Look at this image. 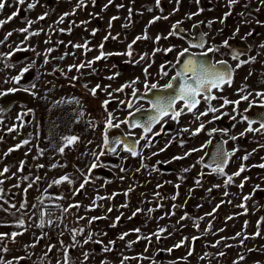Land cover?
<instances>
[{
	"label": "rangeland",
	"instance_id": "obj_1",
	"mask_svg": "<svg viewBox=\"0 0 264 264\" xmlns=\"http://www.w3.org/2000/svg\"><path fill=\"white\" fill-rule=\"evenodd\" d=\"M79 2L39 0L36 3V0H25L20 5L17 0H6L5 8L0 10V20L6 21L13 12H18L16 17L0 26V41H3L0 43V53H12L11 56L0 57V93L15 88L27 89L31 94L28 105H17L8 113L0 111V172L5 167L9 168L8 172L0 175V181H3L0 183V189H3L0 192V196H3L0 205L4 209H10L11 204L16 205L9 211H0V225L8 226L9 231L22 233L15 239L10 235L0 241L6 245L8 241L14 244L13 253L6 254L4 251L5 257H0V261L5 264L8 261L12 264H65L66 249L67 264H121L123 257L129 258L123 260V264H264V220L261 219L264 218V168L258 167L264 164V130L246 132L249 125L242 120L239 112L252 102H264V97L256 95L257 92H264V60L238 69V74L251 78L238 83L246 84L247 89L237 95H252L237 109L226 108L222 111L227 120L234 117L233 113L238 118L234 130L229 134L235 156L232 171L227 175L238 171L241 164L246 169L240 176H233V182L227 187L226 175L217 177L210 173H206L205 178L197 184L195 177L200 176L199 171L188 167V160L179 164L191 171H180L177 177L163 173L159 165L171 164L173 153L184 154L190 146H180L172 152L159 127L155 129L160 132L159 137L154 138L153 132L148 133L153 141L151 148L144 147L146 141L140 139L143 131L136 132L140 139L138 151L142 149V155L131 157L121 151H106L105 155L99 157L96 163L108 168L113 178L98 177L96 168L88 172L94 160L92 152L100 151L97 146L102 143L108 113L113 114L115 124L119 122V116L125 118L132 110L147 106L144 101H139L131 109L126 106L133 89L144 91L145 81L149 85H165V78L160 76V66L170 57H177L187 47L180 36H169V32L173 31L172 25L179 21L180 30L191 31L194 24H199L212 40L223 42L220 38L230 34L231 25H219L217 12L227 13L228 0H199V3L196 0H160L159 6L156 0H112L111 3L109 0H83V6L77 7ZM29 3H36V7L28 9ZM261 4V0H238L231 7H234L233 12H239L247 6ZM74 9V14L65 17L63 23H57L64 13H73ZM45 13L47 15L43 20L38 19ZM192 13L198 15L189 18ZM156 16L161 19L149 24ZM112 17L118 19L113 20ZM28 21H33L29 33L39 32V35L18 31L28 27ZM209 21H212L211 26ZM94 29L97 30L95 35L92 34ZM8 32H12V35L5 39ZM145 34L147 39L132 43L137 36ZM105 36H109V39L104 40ZM157 36L161 37L159 41L156 40ZM86 42L91 51L73 46ZM101 43L105 53H126L131 44L132 56L111 55L96 61L91 67L69 71L70 65L93 60L100 55ZM172 46H175L172 52L164 51ZM17 48L22 50L17 51ZM49 48L53 51L48 52ZM157 48L160 51H155ZM146 53V58L141 60ZM61 56H64L63 60ZM45 58L48 59L47 64L44 63ZM28 65L33 67L18 84L15 83L11 78ZM145 68L148 69L147 75ZM133 81L136 83L131 87L115 91ZM97 84L101 87L93 96L90 89ZM75 100L80 103L76 104ZM105 100H109L106 108L103 104ZM21 116L22 119H18ZM226 122L222 119V124H215V127L222 128ZM210 127L214 128L213 125ZM252 127L259 128L260 125L254 124ZM9 128L14 130L9 132ZM65 135H77L79 139L60 153L58 149L63 145L61 137ZM25 139L30 141L27 145L22 144ZM17 144H21V147L15 149ZM166 145V150L161 152L160 149ZM9 148L15 150L8 153ZM245 155H248L247 160L242 159ZM127 159L129 161L126 162ZM21 161H24L23 171L19 170ZM142 163L147 168L142 167ZM64 175H69L73 183L52 184ZM188 175L196 182L186 181ZM85 176L89 177L90 182L76 192ZM36 177L40 179L36 180ZM245 177L248 179L245 180ZM242 182L244 186L240 188ZM29 183H32L31 188H28ZM256 185L261 190L254 192ZM130 188L132 190L128 191ZM249 194L251 199L244 201L243 197ZM97 195L106 199L96 200ZM38 197L42 198V203ZM94 200L98 206L92 207ZM22 203H26L24 209L20 208ZM242 203L246 204V212L238 207ZM74 204L80 207H69ZM48 205L68 208V211L63 212V218L51 227L46 224L43 228L37 227L40 212ZM138 208L142 211L136 212ZM149 209L154 211L149 212ZM208 213L212 215H206ZM22 214L25 224L18 227ZM229 216L232 219H228ZM91 217L103 218L89 222ZM197 223L198 228L195 226ZM73 228L84 229L83 234L76 235L79 243L75 247L72 246L75 242L70 231ZM137 228L139 233L134 231ZM161 228L166 231L160 233ZM257 231L260 232L259 236L254 235ZM124 233L128 235L120 239ZM237 233L241 235L237 236ZM41 236L43 238L37 243V238ZM89 236L91 240L84 244ZM193 237L198 239L193 240ZM26 241L30 242L24 245ZM217 241L220 243L217 244ZM177 244L181 246L175 247ZM49 246H54L50 252ZM105 247L110 250L104 251ZM221 252L223 256L219 255ZM85 253H88L87 258ZM241 255L243 260L240 259Z\"/></svg>",
	"mask_w": 264,
	"mask_h": 264
},
{
	"label": "snow or ice",
	"instance_id": "obj_2",
	"mask_svg": "<svg viewBox=\"0 0 264 264\" xmlns=\"http://www.w3.org/2000/svg\"><path fill=\"white\" fill-rule=\"evenodd\" d=\"M17 2L20 5H23L25 3V0H17ZM39 0H36V3H38ZM112 0H109V3H111ZM177 2H179V0H177ZM197 3H199V0H196ZM238 2V0H228V6L231 7L232 5L236 4ZM36 3H29L27 5L28 9H34L36 7ZM261 3H264V0H261ZM5 4H6V0H0V10H3L5 8ZM156 4L157 6H159L160 4V0H156ZM83 6V0H80V2L77 4V7H82ZM107 7V5L105 6ZM118 7H123V5H118ZM200 11H203L202 9ZM75 9L73 10V13H64L60 19L57 21V23H63L65 17L74 14ZM231 13H225V18L230 15ZM18 15V12H13L12 15L8 18V20H0V26H2L3 24L7 23L8 21H10L11 19H13L14 17H16ZM47 15V13H45L43 16L38 17V19L43 20L45 18V16ZM193 15H198V13H192L190 14L189 18H191V16ZM243 15V14H241ZM113 20L118 19V17H112ZM161 19V17L156 16L154 17V19L152 21L149 22V24L154 23L156 20ZM164 19H167V17H164ZM28 27L23 28V29H19L18 31L20 32H24V33H29V27H31V24L33 23V21H28ZM82 23H86V22H82ZM181 22H177L176 24L172 25V29L173 31L169 32V36H174L177 35L178 33L175 31L178 27V25ZM257 23H260V21H257ZM209 26H211L212 21L208 22ZM111 26V25H110ZM194 27H196V25H194ZM42 31V30H41ZM59 31L63 32L65 31L64 29H59ZM68 31L70 32L71 29H68ZM97 30H92V34L95 35ZM237 33L239 32V28L236 29ZM12 35V32H8L5 39H7L8 37H10ZM29 35H39V32H31L29 33ZM111 34L109 33V36ZM205 35L206 34H202L200 37V42L198 44L192 45L193 47H199V48H204L205 46ZM248 35H252L251 32L248 33ZM109 36H105L104 40H108ZM147 35L145 34L144 36H137L136 39L132 42L133 44L137 41V40H141V39H147ZM112 39H116V37H112ZM161 39L160 36L156 37V40L159 41ZM46 43L48 41H45ZM0 43H3V41H0ZM59 43H62L59 42ZM225 46H228L229 41L225 40L224 42ZM75 48H84L86 51H91L90 48H88V44L87 42L83 45L81 44H75L73 45ZM103 43H101L99 45L100 48V55L96 56L93 60H89L86 62H81L79 64H73L69 66V71H71L72 69H76L77 71H79L82 68L85 67H91L96 61H99L101 59H106L108 56L111 55H128V56H132V45L129 44L128 46V50L126 53H105L103 51ZM173 47H169L167 49H164L165 52H172L173 51ZM261 47H264V45H261ZM17 51H21L22 49L17 48ZM218 51V48H208V51ZM48 52H52L53 49L49 48L47 50ZM155 51H160L159 48H157ZM186 53H189V49L188 48H184L182 49L177 56V60L175 64H172V67L175 68L176 64L180 63V57H184ZM12 53H7V54H3L0 53V57L3 56H11ZM65 55H68V53H65ZM207 52H201L199 54H193L190 53L187 57V59L184 61V63L182 64V66L180 67L179 70L176 71L175 75L172 76L171 81L163 86L158 85V83H152L151 85H149L147 83V81H145L144 87L146 92H151L153 89H158L161 88L163 90H173L174 94H170L167 96H161V95H157L153 100L149 101L150 103V107L152 110V114L149 115L147 117L146 120H144L143 122L139 121V120H135L132 123L129 124L130 128H135V127H139L143 130V135L140 137V139H143L146 141L144 147H148L151 148L153 147V141L151 138L148 137V133L152 132L153 126L155 124H159L161 123V121L164 120L165 117H169L170 119L174 120V121H179V118L182 114H184L186 111L187 112H194L198 105L201 103V99L204 101L205 104L208 105L206 111L201 112L198 116H196V120L200 119V116H206L208 115V113H216L219 112L220 109L213 107L212 106V101L217 99V97L215 95L212 94V90L213 89H218V90H223L224 85H229L231 86L232 82H233V73L235 71V69H233L230 65L227 64V61H216L213 63H209L206 60L203 59H198L197 57H203L206 56ZM241 53L233 51L232 53V59L233 60H238L239 63H237L236 68H240L241 66H243L244 64L248 63L249 61L246 60H240ZM147 56V53L144 56H141V60L145 59ZM61 60L64 59V56L60 57ZM251 60H255V57H251ZM138 62V61H137ZM44 63L47 64L48 63V59L45 58ZM7 66V65H6ZM151 65H149L150 67ZM33 67V65H28L27 67L21 69L20 73L15 76L12 77L11 79L15 82V83H19L20 80L22 79V77L25 75V73L29 72V70ZM62 71V70H61ZM145 74H148V69L145 68L144 69ZM160 74L161 76H168V72L165 71V66L161 65L160 66ZM249 75H251V73H249ZM78 77H73V79H77ZM109 79H112L114 77H108ZM138 79V78H137ZM179 80V84H175L174 82ZM136 83V81L131 82V84H125L123 85L120 89H116L115 91H123L124 88L126 87H131L132 84ZM32 87H35V85H32ZM85 87H87V85H85ZM101 86L99 84H97L95 87L90 89V92L93 96L96 95L97 89H99ZM247 88V85L242 86L238 91L240 93H243L245 91V89ZM17 91V89L12 88V89H8V92H15ZM25 91H27V89H25ZM137 91L136 89H133L131 95L133 97L137 96ZM6 93H0V95H5ZM111 93H109V97H111ZM252 95V93H248L247 95H242L240 97V100H236V101H230L227 98H223V104L221 105V107H224L228 104H235V105H239L241 100H248L249 96ZM257 96L260 97H264V92H257L256 93ZM145 97L141 96L139 97V99H144ZM178 101H182L183 102V106L180 107L179 109L176 108V104ZM76 104H79V100H75ZM109 103V100H105L103 102L105 108L107 107ZM121 103H125L124 101H121ZM133 102L131 100L127 101V107L129 109L133 108ZM251 107V105H250ZM141 109L140 108H136V112H140ZM247 111V110H245ZM129 115H134V113H129ZM214 119H219L220 117L218 116H214ZM18 119H22L21 117H18ZM113 114L111 112L108 113V118L105 122V129H104V133L102 135V143L100 145H98L97 147L100 149L99 152H92V156L94 158L93 162L90 163L89 167H88V172L91 173V171L95 168H97L99 165L96 163L97 160H99L100 156L105 155V152H109V153H116L117 152V148L122 146V150L126 151L128 153H130L132 156H138V155H142V149L140 151H138V146L140 141L136 140L133 143L129 144L125 139H120V138H109L108 132L109 129L111 128H119L120 127V123H128L127 120L124 121H120L119 123H115L113 124ZM233 119H235V117H233ZM243 119L245 121L248 122L249 127L245 130L246 132H260L261 130H264V121L260 122V127L259 128H253L252 124L255 123V121L250 120L247 116H244ZM204 129V124L200 123L199 127H197L194 131H193V135L198 134L199 132H201ZM14 128H9L8 131L11 132L13 131ZM161 132L164 131L163 126L161 127ZM182 131H188V129H183ZM217 129H212V132H216ZM220 131H227V130H220ZM160 132H156L153 133V136H159ZM241 135H244V133H241ZM233 140L237 139V137H231ZM79 137L77 135H65L63 137H61V140L63 141V145L61 147H59L58 151L60 153H63L65 151V148L75 144L78 141ZM30 141L28 139H25L22 141L23 145H27ZM91 143V142H89ZM171 143V142H170ZM208 143H211V141H209ZM226 143V142H224ZM206 145H203L202 147H205ZM21 147V144H17L15 146V149H18ZM167 148V145L165 146V148L160 149L161 152L165 151ZM15 149L13 148H9L8 149V153H11L12 151H14ZM43 150H41L42 152ZM199 151V149H192L191 152H196ZM235 151V150H234ZM234 151L232 153L226 152L223 147H219L213 157V162L212 165H206L208 167H211V171L214 173H217L218 175H226V179H225V187H227V185H229L230 183L233 182V176H240V174L242 172H244L245 166L243 164H241L240 168L238 171H236L235 173H233L232 175H227L224 171L225 166L229 160V158L234 154ZM191 152L189 153H185V156L191 155ZM8 153H5V155H7ZM153 155H157V153H153ZM251 155V154H248ZM248 155H245L242 159L243 160H247L248 159ZM185 157L183 156H175L173 157L174 160H181L184 159ZM198 162H203V158H201L200 161ZM195 165H193L194 167ZM38 167L42 168L44 167V165H38ZM52 167H56V165H52ZM142 167L147 168L146 164L142 163ZM254 167H257V165H254ZM258 167L260 168H264V164H260L258 165ZM24 168V161L20 162V171H23ZM123 171V169H121ZM154 170H158V169H154ZM9 171L8 167H5L3 169V172H0V175H3V173H6ZM183 172H187L189 171V169H183ZM83 174V173H82ZM201 175H203V173H201ZM23 179L27 180L28 177H24ZM40 177H36V180H39ZM248 177H245V180H247ZM67 182L69 184L73 183L72 178L69 175H64L62 177H60L59 179H56L52 182V184L55 185H59L61 183ZM90 182V179L88 176H85L83 182L80 184V188L76 190V192H79L80 189H83L85 187L86 184H88ZM0 183H3V181H0ZM197 184H199V180H197ZM52 185L50 184L49 187H51ZM243 182L239 185L240 188H243ZM32 187V183L28 184V188ZM157 187H160V185H157ZM177 188H179V185H176ZM214 187H219V185H215ZM132 189L130 188L128 191H131ZM257 190H261L259 185H256L254 188V192ZM27 191V189H25V192ZM191 191V190H190ZM209 191H211V189H209ZM0 192H3V189H0ZM116 195V194H113ZM125 195H127V193H125ZM157 196H159V193H156ZM225 195H228L227 192H225ZM108 199H110L111 197H107ZM0 199H3V196H0ZM41 203L43 202L42 198L38 197L37 198ZM60 199H63V197H60ZM106 199V197H102L97 195L96 200H104ZM173 200L176 199L175 196L172 197ZM251 199V194L249 195H245L243 197L244 201H247ZM96 200L93 201V205L92 207L98 206L96 205ZM229 203H231V201H229ZM126 207V205H124ZM26 207V203H22L20 205L21 209H24ZM33 207L35 208L36 205H33ZM59 207V206H57ZM70 208H79L80 205L79 204H74V205H69ZM173 207L175 208L176 205H173ZM217 207H219V205H217ZM238 207H242L245 209V212L247 211V207L246 204L242 203L240 205H238ZM16 208L15 204H11L10 205V209H14ZM10 209H4L3 205H0V211H9ZM19 211V209H18ZM62 212H67L68 208H61ZM109 212L112 211L111 208L108 209ZM142 211V209H137L136 212H140ZM154 211L153 209H149V212ZM215 211V209H214ZM12 215H15V213H11ZM174 214V213H173ZM136 213H133V216H135ZM167 215V214H166ZM206 215H212V213H208ZM48 216L51 217L52 216V212L50 211H42L40 212V216H39V223L37 224V227L43 228L45 226V223H47V225L51 226L53 224V220L51 218H49L47 221H45L44 217ZM103 217H91L89 222L96 220V219H102ZM185 217H181V219H184ZM57 220H60L61 217H57ZM80 219H83V217H81ZM201 219H203V217H201ZM228 219H232L231 216L228 217ZM262 220H264V218H261ZM117 220H119V217H117ZM25 224V219H24V214L21 215V217L18 219V223L17 226L18 227H23ZM245 225H247V221L245 222ZM197 228L199 227V224L197 223L195 225ZM70 231L73 233L72 235V239L75 242L72 246L75 247L77 243H79L78 241H76V235L77 234H83L84 229L80 228V229H70ZM135 232L139 233V229H134ZM164 231H166L165 228H161L159 229L160 233H163ZM22 233H17V232H12L11 233V237L12 239H15V237L17 235H20ZM7 233H0V241L3 240V238L5 236H7ZM128 233H124L121 235L120 239H124L125 236H127ZM158 235V234H157ZM237 236L241 235V233H237ZM255 236H259L260 232L257 231L255 234ZM43 236L37 238V243L39 242L40 239H42ZM248 237H245V239H247ZM145 239H148L147 237ZM193 240L198 239V237H193ZM89 240H91V236H89L88 238H86L84 240V244H87L89 242ZM99 243V241H97ZM243 240H241V244H243ZM110 243H114V242H110ZM183 243V242H181ZM217 244L220 243V241L216 242ZM33 247L35 245H32ZM130 246V245H129ZM180 244L175 245V247H180ZM52 247L54 246H49L48 247V251L50 252L52 250ZM228 247H231V245H228ZM2 251H7L8 249L5 247L3 249H0ZM110 249L105 247L104 251H109ZM169 251H171V249H169ZM251 251V249L249 250ZM45 255H47V253H45ZM85 258L88 257V253H85ZM189 255H191V252L189 253ZM207 255V254H206ZM220 256H223L224 253L221 252L219 253ZM17 259H22V258H17ZM129 259L128 257H123L121 264H123V260H127ZM240 259L243 260L244 257L241 255ZM68 261V257H67V250L65 249V264H67ZM0 264H5V262L0 261ZM6 264H12L11 261L6 262Z\"/></svg>",
	"mask_w": 264,
	"mask_h": 264
},
{
	"label": "flooded vegetation",
	"instance_id": "obj_3",
	"mask_svg": "<svg viewBox=\"0 0 264 264\" xmlns=\"http://www.w3.org/2000/svg\"><path fill=\"white\" fill-rule=\"evenodd\" d=\"M232 8H234V7H228V10H226L227 13H231L226 18H225V14H223V11L217 12L219 25H223V24L229 25V23L231 25L230 26L231 28L229 30V31H231L230 34L224 38H220L221 40L223 39V42L225 40H228L229 41L228 46H225L223 42H219L220 40L219 41L218 40H216V41L212 40L206 33L203 32V29L199 24H194V25H196V27H194V25H193L191 31H186V32H188L192 36H196L197 35V27H199L200 30L204 34H206L204 48L193 47L192 45H195V44H191V42H189L186 38L177 34L178 36H180L184 40V42L187 45L186 48L189 49V52H192L193 54H199L201 52H207V54H208L209 53L208 48H210V47L211 48H218L219 49L218 51L214 50V51L210 52L211 62L213 63V62L221 61V60L227 61V64L230 65L233 69H235V71L233 73V82H232L231 86L224 85L222 91L218 90V89L212 90V94L217 97V99L212 101V106L219 108L220 109L219 112L208 113V115L200 116V119L196 120V116H198L201 112L206 111V109L208 107V105L205 104L204 101L201 99V103L198 105L197 109L194 112H187L186 111L184 114H182L180 116L178 122L170 119L169 117H165L164 120L161 121V123L155 124L153 126V129H152L153 133H156L155 129H157V127H159L161 129V127L163 126V128H164L163 134L166 136V138H167L166 140H168L167 141L168 146H169L168 148L169 149L171 148L172 152H174V150L180 146H190L189 150L185 153L191 152L192 149H199V151L191 152V155H188V156H185V153L184 154L173 153L172 156L170 157L171 158V162H170L171 164H168V165L167 164H160L159 165V168L163 173L165 172L167 174L174 175V177H177V175H180L179 172L183 170V167L179 163H181L182 161H183V163H185V160L186 161L188 160V162L190 163V164H187L188 167L191 166L192 169L199 171L198 173L200 176L199 177L194 176L197 180L200 181L203 178H205L206 173H210L212 175L214 174L215 176L220 177L222 175H218L217 173L212 172L211 167H208L206 165H212L213 157H214L217 149L221 146L223 147V149L226 152H229V153L233 152V150L231 149V139H230L229 134H230V132H232L234 130V126H236L238 118H237L236 113H233L235 119H233V117H230L229 120H227L226 115L224 116V113L222 111H223V109H226V108L237 109L238 107L241 106L240 104L242 102L244 103L246 100H241V102L238 106L235 104H228L224 107H221V105L223 104V98H227L230 101L240 100L241 95H237V94H241V93L238 90L246 84H238V83L239 82L244 83L249 78H251L249 76L243 77L242 74H238L239 68H236V65H237V63H239V61L232 59L233 51L241 53V55L239 57L240 60L249 61L248 63L241 66V68H243L245 65L248 67L253 66V63L255 61L264 60V47L259 46V44L264 45V3H262L261 5L247 6L245 10H240L239 12H237V11L233 12ZM241 14H243V15H241ZM227 19H230V21H227ZM257 21H260V23H257ZM237 28H239L238 33L236 31ZM249 32H251L252 35H248ZM251 57H255V60L254 61L251 60L250 59ZM201 59L208 61L209 56L208 55L203 56ZM176 60H177V57H175V58L170 57L169 60H167V62H165L163 64L165 66V71L168 72V76H163L166 80L165 84L169 83L171 81L172 76H174L176 71L179 70L178 64H176L175 68L172 67V64H175ZM160 76H161V74H160ZM244 78H246V79H244ZM177 81L179 83V80H177ZM246 89L244 92H246ZM17 91H19V90L17 89ZM21 91H24V90H21ZM145 91L146 90H144V91L138 90L137 93L138 92H145ZM24 92L29 94V101H30V99H31L30 98L31 97L30 92H27V91H24ZM7 93H11V92H7ZM232 93H235V95H233ZM5 95H2L0 97V99L3 98ZM29 101L27 103L16 102L13 105H11L7 110L3 109V106H6L7 103L0 102V111L8 113V112L12 111L15 108V106H17V105L18 106L28 105ZM131 101L133 102V105L137 104L139 101L147 102V106L140 107V109L150 107V103L148 100L139 99L138 97L132 96ZM253 104H264V102H252L248 105V107L245 110H247L250 107V105H253ZM126 106L124 108H126ZM182 106H183V102L178 101L176 104V108L179 109ZM245 110L239 111L241 114L242 120H243V117L246 116ZM135 111H136V109L132 110L129 113H133ZM129 113L125 118H120V116L118 117L119 122L127 120L128 123H120L119 128H111L113 130L109 129L108 135H109L110 139L115 138V137L120 138V139H125L129 144L133 143L136 140L140 141L139 137H137V135H136V132L137 131H143V130L139 127H135V128L129 127V124H130ZM214 116H218L220 118L214 119L213 118ZM222 119L227 121L226 123H224L223 127L222 128H218L217 126L215 127V124H219V125L222 124ZM244 122L246 124H248L247 121L244 120ZM200 123L204 124V129L201 132H199L198 134L193 135V131L197 127H199ZM254 124L260 125V122L255 121V123H253L252 125H254ZM210 125H213L214 128L210 127ZM183 129H188V131H186V132L182 131ZM212 129H217V131L212 132ZM220 130H227V131H220ZM159 136H152V137L157 138ZM209 141H211V143H208ZM224 142H226V143H224ZM203 145H206V146L202 147ZM139 147H140V143H139L137 150H139ZM210 148L212 149V154L209 157V163H206L204 159H205V156L210 152ZM117 151H121L124 155H129L131 157H134L130 153L123 151L122 146L118 147ZM201 151H202V153H200ZM175 156H183L185 158L181 159V160H174L173 157H175ZM234 156H235V153L229 158V160L225 166L224 171L226 174L229 173L230 171H232ZM201 158H203L202 163L198 162L201 160ZM127 161H129V159H127L126 162ZM193 165H195V166L193 167ZM192 169H190V171ZM124 170H125V166H124ZM195 170H194V172H195ZM95 172H96L98 177H105L106 179L113 178L111 171L108 168H106L105 166H98L96 168ZM194 172L192 171L193 175L196 174V172H195V174H194ZM201 173H203V175H201ZM189 175L186 177V179H185L186 181L191 180L192 176H189ZM186 181H184V182H186ZM191 182H196V181L191 180ZM50 208L58 209L61 213V219L63 218V212L61 211L60 207H57V205H52V206L48 205V207H44L43 211H48ZM44 219H45V217H44ZM57 221H59V220L56 219L53 222V224ZM45 224L47 225V223H45Z\"/></svg>",
	"mask_w": 264,
	"mask_h": 264
},
{
	"label": "water",
	"instance_id": "obj_4",
	"mask_svg": "<svg viewBox=\"0 0 264 264\" xmlns=\"http://www.w3.org/2000/svg\"><path fill=\"white\" fill-rule=\"evenodd\" d=\"M180 36L186 38L189 42H191V44H198L200 42V37L202 34H204L199 27H197V35L196 36H192L191 34H189L186 31H182L180 30L178 27L175 30ZM206 38V35L205 37ZM192 53H186L184 57L180 58V63L178 64V69H180V67L182 66V64L184 63V61L187 59L188 55ZM209 56L208 62H211V55L210 52L207 54ZM198 59H201L202 57L198 56ZM175 84H179L178 81L174 82ZM170 94H174L173 90H163L161 88L158 89H153L151 92H138L136 97H145L144 100H148L151 101L153 100L157 95H161V96H167ZM29 101V94L24 92V91H15V92H11V93H7L3 98L0 99V102H4L7 103L6 106H3L4 110H7L11 105H13L16 102H22V103H27ZM134 115L130 116V123H132L135 120H139L141 122H143L144 120L147 119V117L149 115L152 114V110L151 107L149 108H143L141 109L140 112H133ZM245 115L253 121H264V104H253L251 105V107H249L247 109V111H245ZM113 130V129H111ZM212 154V149L210 148V152L205 156V162L209 163V157Z\"/></svg>",
	"mask_w": 264,
	"mask_h": 264
},
{
	"label": "crops",
	"instance_id": "obj_5",
	"mask_svg": "<svg viewBox=\"0 0 264 264\" xmlns=\"http://www.w3.org/2000/svg\"><path fill=\"white\" fill-rule=\"evenodd\" d=\"M57 222H55V224H56ZM51 227V226H50ZM52 229V228H51ZM0 233H7L8 235L7 236H10L11 235V233H12V231H9L8 230V226H4V225H0ZM28 242H30V241H26L25 243H24V245L25 244H28ZM8 245H6V244H4L3 242H0V249H3V248H7V247H9L8 249L9 250H7L5 253L6 254H9V253H13V251H14V249H13V247H14V244L13 243H11V242H9L8 241V243H7ZM0 257H2V258H4L5 256H4V251H2V250H0Z\"/></svg>",
	"mask_w": 264,
	"mask_h": 264
},
{
	"label": "built area",
	"instance_id": "obj_6",
	"mask_svg": "<svg viewBox=\"0 0 264 264\" xmlns=\"http://www.w3.org/2000/svg\"><path fill=\"white\" fill-rule=\"evenodd\" d=\"M48 211L52 212V216L51 217L45 216V220L46 221L49 218H51L53 221H55L57 217H61L60 211L58 209H56V208H50Z\"/></svg>",
	"mask_w": 264,
	"mask_h": 264
},
{
	"label": "bare ground",
	"instance_id": "obj_7",
	"mask_svg": "<svg viewBox=\"0 0 264 264\" xmlns=\"http://www.w3.org/2000/svg\"><path fill=\"white\" fill-rule=\"evenodd\" d=\"M116 138V137H115Z\"/></svg>",
	"mask_w": 264,
	"mask_h": 264
}]
</instances>
